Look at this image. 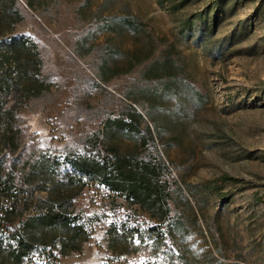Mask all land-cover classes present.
Instances as JSON below:
<instances>
[{
	"label": "rangeland",
	"instance_id": "obj_1",
	"mask_svg": "<svg viewBox=\"0 0 264 264\" xmlns=\"http://www.w3.org/2000/svg\"><path fill=\"white\" fill-rule=\"evenodd\" d=\"M181 1L0 0V264H264V0Z\"/></svg>",
	"mask_w": 264,
	"mask_h": 264
},
{
	"label": "trees",
	"instance_id": "obj_2",
	"mask_svg": "<svg viewBox=\"0 0 264 264\" xmlns=\"http://www.w3.org/2000/svg\"><path fill=\"white\" fill-rule=\"evenodd\" d=\"M15 1L16 0H11V2H13V3ZM187 2H188V0L181 1V7H183V5H185ZM223 2H225V0H215L209 6H207V8L203 12H201L199 14H196V15H193L190 18L185 19V21H184V27H186V31L188 32V35L191 36L193 34V32L195 30V27H196V24L199 23V22H201L203 24H208L209 22H212L213 21L214 24H215V27H214V29H215L216 26H217V19H219L220 14H221L220 13V6L223 4ZM123 21L128 26L129 29H131V30L137 29V22L134 19L133 20H130V19H127L126 17H124ZM109 30H112V31L114 30L112 25L109 26ZM14 44H15L14 43V40L11 38L9 40H3L1 47L4 49L5 52L12 54L11 57L17 63L18 77H19V80L21 81V79L23 78V74H22L23 72L26 73L28 76H30L31 73H30L29 70L27 71L26 69H23V68L22 69L24 71L22 72L19 63H18L16 57L14 56V54H15L14 51H13L14 50V47H15ZM5 55H8V54L5 53ZM9 58H10L9 56L5 57V59H4V61H5L4 63L5 64L8 63ZM147 58L148 57H142L139 60L136 59L135 62H134V65L132 67H134L137 64H140L142 61L146 60ZM3 79L8 82L5 85V88H6L10 84L9 83L10 80H9V77L8 76L7 77H4ZM15 85H14V88H15ZM40 91L41 90H38L37 93L39 94ZM0 160H3V159L0 158ZM121 160H123V159L118 158L117 152L114 149H112V151H110V159H109V163L108 164L112 168H114L115 171H117L118 173L125 174V171H123V167L121 165V164H123ZM117 162H119V165H117ZM84 167L85 168H88L89 165H87V164L85 165L84 164L83 169L80 170V173L82 175H85V174L86 175H93V169L90 168L86 172L84 170ZM105 167H107V166H105ZM126 175H129V174H126ZM128 178L130 180H135L136 179V176L133 174V175H129ZM139 183H140V185H142L144 187L146 186V190H150L149 186L147 185L146 180L141 179L139 181ZM7 185L8 184H5L2 181L0 182V202H1V199L3 198L2 196L5 195L6 193H8V189L7 188H9L10 186L7 187ZM14 189L13 190L16 193L21 192V190H22V189H18V188H14ZM11 192H12V190H11ZM12 197H13V195L11 193H9V196L7 195L5 198L8 200V199H11ZM2 210H4L3 207H2ZM45 212L46 213H44V215L47 214L48 217L52 218L53 220H55V219H57V221H60V220L67 221L68 220L67 214H65V213L56 212V211H53L52 209L46 210ZM0 231H3V229H0ZM25 234L23 233L22 235H20V240L21 241H19V245L18 246H20V248L21 247L22 248H25V250H26V248L28 249V245L25 242V239H26V236H27ZM74 249H75L74 251H78L79 250L78 248H74ZM39 251L40 250H38L37 252H39ZM52 255L55 256L53 253H52ZM66 255H68V252L67 251H65V252L62 253V256L63 257H65ZM27 264H36V263H34L33 260L30 258V259H28Z\"/></svg>",
	"mask_w": 264,
	"mask_h": 264
},
{
	"label": "built area",
	"instance_id": "obj_3",
	"mask_svg": "<svg viewBox=\"0 0 264 264\" xmlns=\"http://www.w3.org/2000/svg\"><path fill=\"white\" fill-rule=\"evenodd\" d=\"M4 69H5L4 77L8 76L10 80L9 82L10 84L6 87L7 95L5 97V99L9 101L12 99V95L14 92V85L17 84L19 81L16 61L11 57V65H4Z\"/></svg>",
	"mask_w": 264,
	"mask_h": 264
},
{
	"label": "bare ground",
	"instance_id": "obj_4",
	"mask_svg": "<svg viewBox=\"0 0 264 264\" xmlns=\"http://www.w3.org/2000/svg\"><path fill=\"white\" fill-rule=\"evenodd\" d=\"M11 61V60H10ZM8 64V63H7ZM10 65H11V62H10Z\"/></svg>",
	"mask_w": 264,
	"mask_h": 264
}]
</instances>
